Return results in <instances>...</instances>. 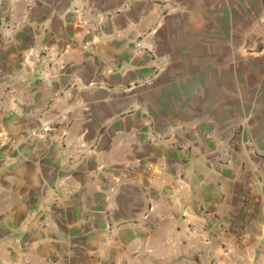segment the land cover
<instances>
[{"label": "crops", "instance_id": "1", "mask_svg": "<svg viewBox=\"0 0 264 264\" xmlns=\"http://www.w3.org/2000/svg\"><path fill=\"white\" fill-rule=\"evenodd\" d=\"M264 0H0V264H264Z\"/></svg>", "mask_w": 264, "mask_h": 264}, {"label": "built area", "instance_id": "2", "mask_svg": "<svg viewBox=\"0 0 264 264\" xmlns=\"http://www.w3.org/2000/svg\"><path fill=\"white\" fill-rule=\"evenodd\" d=\"M263 33H264V30H263ZM263 36H264V34H263ZM1 102V101H0Z\"/></svg>", "mask_w": 264, "mask_h": 264}]
</instances>
